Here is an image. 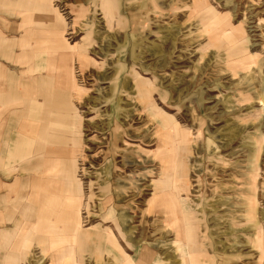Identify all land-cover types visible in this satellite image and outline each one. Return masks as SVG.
Masks as SVG:
<instances>
[{
    "label": "rangeland",
    "instance_id": "rangeland-1",
    "mask_svg": "<svg viewBox=\"0 0 264 264\" xmlns=\"http://www.w3.org/2000/svg\"><path fill=\"white\" fill-rule=\"evenodd\" d=\"M0 129V264H264V0H0Z\"/></svg>",
    "mask_w": 264,
    "mask_h": 264
},
{
    "label": "bare ground",
    "instance_id": "bare-ground-1",
    "mask_svg": "<svg viewBox=\"0 0 264 264\" xmlns=\"http://www.w3.org/2000/svg\"><path fill=\"white\" fill-rule=\"evenodd\" d=\"M225 25H222V27H219L218 29H216L217 31H220L221 33H222V31H223V27H224ZM70 83H71V86L73 87V82L70 80ZM3 114V113H2ZM5 114V113H4ZM12 118V117H11ZM10 120V119H9ZM6 125V124H5ZM8 126V125H7ZM9 127V126H8ZM11 128V127H10ZM0 132H1V129H0ZM7 133V132H6ZM2 143V142H1ZM0 143V184L1 183H3L1 180H2V176L4 175L5 176V174H4V171H3V169H4V157H3V153H2V151H3V146H2V144ZM4 144V143H3ZM137 148V147H136ZM4 152V151H3ZM135 152V155H139V151H134ZM46 153H48V154H54V151H52V150H46ZM73 153H74V150H71L70 151V156H71V160H69V170L66 172V174H65V179H66V181L67 182H69V183H67L66 184V189H65V193H66V195H64L63 196V200H62V203H63V201H64V203L66 204V200H68L69 202H70V204L71 205H73V202H76V201H78V200H76V199H74V197H73V195H72V190H71V188H70V183H72L73 182V180H75V176H74V174H75V170H74V168H73ZM58 154V153H57ZM5 155V154H4ZM61 161V160H60ZM43 162V161H42ZM48 163H49V161H47ZM43 164V163H42ZM41 176V175H40ZM39 193V192H38ZM69 194V195H68ZM60 195V194H59ZM11 197V196H10ZM61 198L60 197H56V196H47V195H39V200L41 201V204L42 205H44L45 206V208H48L49 206H52L51 204L52 203H54V202H57L58 200H60ZM0 201H2V199H0ZM61 203V204H62ZM1 210V209H0ZM182 211V210H181ZM68 214H70V213H68ZM68 214H66L65 216H68ZM183 214V213H182ZM71 215V214H70ZM75 215H76V213H75ZM76 217H78V214H77V216ZM77 219V218H76ZM77 226H78V224L76 225V224H74V227L71 229V231L73 232V233H75L76 232V230H77ZM18 232V231H17ZM13 242V241H12ZM69 254V253H68ZM189 256V255H188ZM191 263H192V260L190 261Z\"/></svg>",
    "mask_w": 264,
    "mask_h": 264
}]
</instances>
